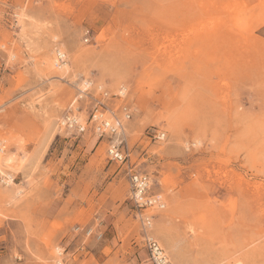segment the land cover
<instances>
[{
  "label": "rangeland",
  "instance_id": "obj_1",
  "mask_svg": "<svg viewBox=\"0 0 264 264\" xmlns=\"http://www.w3.org/2000/svg\"><path fill=\"white\" fill-rule=\"evenodd\" d=\"M127 165L175 264H264V0H0V264H153Z\"/></svg>",
  "mask_w": 264,
  "mask_h": 264
},
{
  "label": "built area",
  "instance_id": "obj_2",
  "mask_svg": "<svg viewBox=\"0 0 264 264\" xmlns=\"http://www.w3.org/2000/svg\"><path fill=\"white\" fill-rule=\"evenodd\" d=\"M57 59L64 62L66 57L65 53L58 49ZM125 94L124 89L121 90L120 95ZM103 103H101L102 105ZM124 116L126 119L131 118L132 112L130 111V106L125 104L123 106ZM88 120L92 123V128L95 132L100 135H108L110 138V147L108 149V154L111 160L128 163L131 158V149L126 141V136L124 134V121L118 116H114L113 120H109L104 117L103 113L99 111L97 107L91 114ZM63 125L69 129H75L79 132H84L87 126L79 121L72 112L67 113L63 117ZM154 137L156 139H163L165 137V132L157 129ZM128 177L130 183V199L134 203L135 207L138 209V214L142 222V226L145 232L144 244L147 248L150 259L153 264H175L165 248L160 244V242L153 236L148 234V227L152 223V214H147L144 211L149 208H163L165 206L164 199L159 193L151 192V178L146 172H142L133 166L127 165ZM59 254L62 251L59 250ZM60 260V262H59ZM56 264H68L66 259L59 256L56 259Z\"/></svg>",
  "mask_w": 264,
  "mask_h": 264
},
{
  "label": "bare ground",
  "instance_id": "obj_3",
  "mask_svg": "<svg viewBox=\"0 0 264 264\" xmlns=\"http://www.w3.org/2000/svg\"><path fill=\"white\" fill-rule=\"evenodd\" d=\"M61 50V49H60ZM57 51H58V49H57ZM57 51H56V55H57ZM61 51H63V50H61ZM64 52V51H63ZM65 53V57L67 58V56H66V52H64ZM50 62V64L53 66V68H54V65H55V74H59L58 76H60V75H62L64 72H66V70H68V67H69V63H68V61L65 59V61L64 62H61V61H59L58 59L56 60V59H52V61L50 60L49 61ZM57 76V75H56ZM88 81V80H87ZM86 84H90V82H85ZM124 88V87H123ZM125 89V88H124ZM80 90H82V89H80ZM84 90V89H83ZM104 117H106V116H104ZM78 118V117H77ZM107 119H109V120H113L114 118L113 117H106ZM79 119V118H78ZM122 120H123V118H122ZM63 121V120H62ZM80 121V120H79ZM63 123V122H62ZM8 177H9V179L7 180L6 179V183L7 184H10L11 183V181L13 180L12 179V175L11 174H8ZM152 224V223H151ZM59 250V249H58ZM60 252H58V254H59ZM58 256V255H57ZM60 256H61V254H60ZM56 260V259H55ZM59 262H60V260H59Z\"/></svg>",
  "mask_w": 264,
  "mask_h": 264
}]
</instances>
